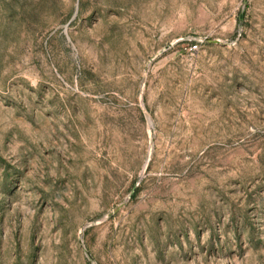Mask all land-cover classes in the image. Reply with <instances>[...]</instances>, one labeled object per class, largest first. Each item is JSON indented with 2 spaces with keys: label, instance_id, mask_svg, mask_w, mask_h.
<instances>
[{
  "label": "rangeland",
  "instance_id": "374dc122",
  "mask_svg": "<svg viewBox=\"0 0 264 264\" xmlns=\"http://www.w3.org/2000/svg\"><path fill=\"white\" fill-rule=\"evenodd\" d=\"M0 264H264V0H0Z\"/></svg>",
  "mask_w": 264,
  "mask_h": 264
},
{
  "label": "built area",
  "instance_id": "2783aa9c",
  "mask_svg": "<svg viewBox=\"0 0 264 264\" xmlns=\"http://www.w3.org/2000/svg\"><path fill=\"white\" fill-rule=\"evenodd\" d=\"M192 49H193V50H197V49H198V45H193V46H192Z\"/></svg>",
  "mask_w": 264,
  "mask_h": 264
}]
</instances>
